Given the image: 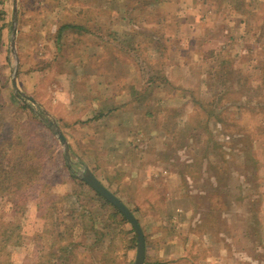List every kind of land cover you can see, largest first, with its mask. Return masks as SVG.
I'll list each match as a JSON object with an SVG mask.
<instances>
[{"label":"rangeland","instance_id":"1","mask_svg":"<svg viewBox=\"0 0 264 264\" xmlns=\"http://www.w3.org/2000/svg\"><path fill=\"white\" fill-rule=\"evenodd\" d=\"M128 108L146 129L118 148L98 116ZM1 149L30 184L0 197V264L135 263L87 168L166 263L264 264V0H0Z\"/></svg>","mask_w":264,"mask_h":264},{"label":"crops","instance_id":"2","mask_svg":"<svg viewBox=\"0 0 264 264\" xmlns=\"http://www.w3.org/2000/svg\"><path fill=\"white\" fill-rule=\"evenodd\" d=\"M183 1V0H179ZM247 22V21H246ZM76 65L79 67V69H87L86 66L80 65V63H76ZM94 97L92 96L91 100H93ZM100 98V97H99ZM113 98V97H112ZM101 100V99H100ZM100 100H98V103L92 102L91 110L88 113H85L82 117L88 115L90 118L94 117L93 113L91 111L94 110V112H97V110L100 108V106L103 104H100ZM104 102L107 101V97L105 96L103 99ZM109 101V100H108ZM115 104L116 101H112ZM121 104V103H120ZM116 106V105H115ZM98 119H101L99 122H101L103 125L108 124L107 126H110L115 131H121L122 137H116L117 146L122 147L124 149H130V145L132 142H136V137H134L135 132H138V130H144L146 129V123H142V126H136V118H138L137 110H133L132 108H128L126 110L124 109H114L112 112L109 113V111H104L101 113V116H98ZM107 122V123H106ZM106 123V124H105ZM123 128H119V127ZM117 128V129H115ZM135 129V130H134ZM91 138H94V135H90ZM120 145V146H119ZM117 146H114L113 143H109L105 146L106 149L114 150L117 148ZM154 238V237H153ZM106 243V248L102 251L103 254H108L109 251L113 252L112 249V242L113 239H107L104 240ZM115 241V240H114ZM100 240L94 239V241L90 244L91 247L98 245ZM84 244V243H83ZM171 245V239L169 238H154L151 240H148L146 243V257H145V264H170L166 263L167 259L170 260L171 253H169L168 246ZM115 246V244H114ZM161 246V248L159 247ZM115 250V249H114ZM212 253L208 256L207 260L208 264H217L216 257L213 255V248L210 249ZM169 257V258H167ZM206 263V262H204ZM203 264V263H201ZM207 264V263H206Z\"/></svg>","mask_w":264,"mask_h":264},{"label":"water","instance_id":"3","mask_svg":"<svg viewBox=\"0 0 264 264\" xmlns=\"http://www.w3.org/2000/svg\"><path fill=\"white\" fill-rule=\"evenodd\" d=\"M15 34V33H14ZM14 86L17 87L16 81L14 80ZM59 133V137L62 143L67 145V139L61 133ZM82 179L90 185L96 192L105 197L108 201H110L119 211L129 220L131 223L137 237V253L134 264H145L146 257V241L144 231L139 223V220L134 215L132 210L108 187H106L90 170L86 169Z\"/></svg>","mask_w":264,"mask_h":264},{"label":"trees","instance_id":"4","mask_svg":"<svg viewBox=\"0 0 264 264\" xmlns=\"http://www.w3.org/2000/svg\"><path fill=\"white\" fill-rule=\"evenodd\" d=\"M71 27H77V26L72 25V24H64L59 29L60 30V33L63 32L65 29L71 28ZM17 143L18 142H16L14 140L12 142V144H11V146H10L9 149H11V151H12L14 149V147L16 146L14 144H17ZM2 149H4V148H2ZM2 149L0 151H2ZM3 151H2V153H5ZM12 153L14 154L15 151L13 150ZM19 164H20V162H15L14 167L12 169V172H14V174L8 175V171L6 170V165L4 163V160L3 159L0 160V197L3 196V195H5V194H9L10 192H12L13 189H14L13 192L16 193L17 190L24 183H25L24 186H28V184H30V179L27 178L25 175H23L22 169H17L18 166H19ZM24 165H25V167H27V169H29L33 164L26 165L24 163ZM22 166H23V164H22ZM22 166L20 168H22ZM97 195L101 196L102 198H104L106 200V198L103 197L102 195H100L99 193H97ZM117 212H120V211L117 210ZM121 216H122V219L123 220H126V218L123 215H121ZM2 225H4V224H2Z\"/></svg>","mask_w":264,"mask_h":264}]
</instances>
